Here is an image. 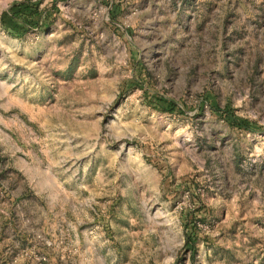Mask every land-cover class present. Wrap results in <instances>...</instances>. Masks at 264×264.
<instances>
[{
	"label": "rangeland",
	"instance_id": "obj_1",
	"mask_svg": "<svg viewBox=\"0 0 264 264\" xmlns=\"http://www.w3.org/2000/svg\"><path fill=\"white\" fill-rule=\"evenodd\" d=\"M38 2L0 20V264H264V0Z\"/></svg>",
	"mask_w": 264,
	"mask_h": 264
},
{
	"label": "trees",
	"instance_id": "obj_2",
	"mask_svg": "<svg viewBox=\"0 0 264 264\" xmlns=\"http://www.w3.org/2000/svg\"><path fill=\"white\" fill-rule=\"evenodd\" d=\"M46 13L44 10L40 9V3L38 0H21L13 4L8 11H3L1 14V23L2 26L11 32L15 33H26L30 28H33L37 25H42L44 22L41 19H45L46 22L50 18V13L46 9ZM45 15V16H44ZM43 16V18H42ZM20 18L23 21L17 22L15 19ZM44 20V21H45ZM20 23H24L28 26V28L24 27ZM158 101L155 102V106L161 108L162 110L174 112L175 107L171 102H169L166 98L159 96L157 97ZM227 110H224L225 112ZM223 117L227 119V121L234 127L250 129L254 130L256 125L254 122L245 117H239L234 115H229L227 112L223 114ZM258 127V126H257ZM197 240V234L193 230H187L186 232V245L189 250L195 248V243Z\"/></svg>",
	"mask_w": 264,
	"mask_h": 264
},
{
	"label": "crops",
	"instance_id": "obj_3",
	"mask_svg": "<svg viewBox=\"0 0 264 264\" xmlns=\"http://www.w3.org/2000/svg\"><path fill=\"white\" fill-rule=\"evenodd\" d=\"M9 9H6V10H4V11H8ZM48 11H49V13H50V9H47ZM47 11H46V9H44V13H46ZM51 14V13H50ZM45 16V15H44ZM42 18H43V16H42ZM17 22H22L23 20L22 19H20V18H17V19H15ZM45 19H41V21L42 22H46V20L44 21ZM21 25H23L24 27H26V28H28V26L26 25V24H24V23H20Z\"/></svg>",
	"mask_w": 264,
	"mask_h": 264
}]
</instances>
